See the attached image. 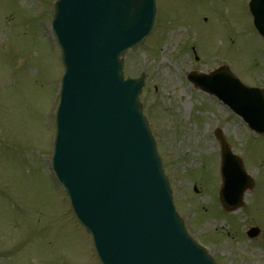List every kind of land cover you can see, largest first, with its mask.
I'll return each mask as SVG.
<instances>
[{
    "label": "rangeland",
    "instance_id": "1",
    "mask_svg": "<svg viewBox=\"0 0 264 264\" xmlns=\"http://www.w3.org/2000/svg\"><path fill=\"white\" fill-rule=\"evenodd\" d=\"M248 1L158 0L154 31L124 57L126 74L144 73L140 100L176 207L187 223L188 208L195 207L198 236L216 228L217 235H208L218 245L209 243L211 252L223 248V264H264V211L253 217L250 208L264 207V176L257 175L261 179L241 209L225 213L217 200L220 154L214 131L220 128L254 176L264 174V136L194 88L186 74L227 62L243 81L264 84L258 78L264 77V41L252 27ZM52 4L0 0V264H100L49 165L62 73L50 33ZM254 224L261 228L256 240L245 235Z\"/></svg>",
    "mask_w": 264,
    "mask_h": 264
},
{
    "label": "water",
    "instance_id": "2",
    "mask_svg": "<svg viewBox=\"0 0 264 264\" xmlns=\"http://www.w3.org/2000/svg\"><path fill=\"white\" fill-rule=\"evenodd\" d=\"M249 7L264 38V0H251ZM156 12V0L55 1L52 29L64 71L51 166L75 215L92 234L101 264H215L174 211L137 99L142 77L124 80L122 75V55L152 31ZM188 78L264 131V123L257 125L264 119L259 93L226 66L209 74L192 72ZM217 136L219 198L232 211L253 181L219 132ZM256 233L257 228L248 232Z\"/></svg>",
    "mask_w": 264,
    "mask_h": 264
}]
</instances>
